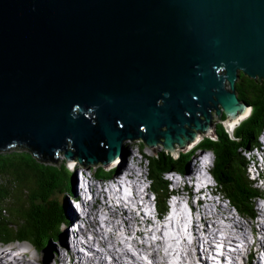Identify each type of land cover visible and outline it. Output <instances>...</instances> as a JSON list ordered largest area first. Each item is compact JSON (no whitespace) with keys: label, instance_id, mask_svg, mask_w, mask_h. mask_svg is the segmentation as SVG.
<instances>
[{"label":"water","instance_id":"obj_1","mask_svg":"<svg viewBox=\"0 0 264 264\" xmlns=\"http://www.w3.org/2000/svg\"><path fill=\"white\" fill-rule=\"evenodd\" d=\"M241 73L264 81V0H0V150L176 154L250 112Z\"/></svg>","mask_w":264,"mask_h":264},{"label":"trees","instance_id":"obj_2","mask_svg":"<svg viewBox=\"0 0 264 264\" xmlns=\"http://www.w3.org/2000/svg\"><path fill=\"white\" fill-rule=\"evenodd\" d=\"M236 89L238 98L252 112L233 135L220 123L217 139L205 137L192 150L179 152L177 156L163 151L153 158H146L148 178L162 213L167 209L170 193V184L164 174L170 171L185 173L198 151H211L213 174L221 193L241 214L247 217L256 214L257 199L264 197V193L248 176V161L243 150L259 146L258 137L264 129V81L241 73ZM222 118L226 119L224 115ZM141 144L147 147L145 143ZM63 155L60 151L54 158L40 156L21 144L0 150V244L29 243L42 250L50 246L52 240L63 242L62 206L54 193L59 188L66 197L74 194L76 181L66 157L59 164ZM124 155L128 156L126 146ZM77 163L82 165L78 160ZM91 166L99 178L114 175V171H107L102 162Z\"/></svg>","mask_w":264,"mask_h":264},{"label":"bare ground","instance_id":"obj_3","mask_svg":"<svg viewBox=\"0 0 264 264\" xmlns=\"http://www.w3.org/2000/svg\"><path fill=\"white\" fill-rule=\"evenodd\" d=\"M243 118L244 117L242 116L239 121ZM230 126L231 128H234L235 123H231ZM201 139L202 138H199V140ZM194 145L189 147L192 148ZM189 147L187 150L190 149ZM178 153L179 150L176 152V155ZM122 158H118L116 160V164L121 165V168H123L122 171L127 173L126 179L123 176H120L119 178L121 179L109 184V187H105V190L101 189L100 185L95 186V189H92L91 187L90 190L89 182L92 183V181L90 178H88L84 184L83 190L79 192V195L82 197L84 210L83 212L79 210L77 215L78 218L74 219L65 228L67 229L75 223H79L81 226H83V229L71 234V239L69 241L72 242V245H69V247L67 246L68 255L74 258L77 249L85 248L83 249L85 252L90 254L93 252V255L90 257L82 255V264H113V262H115V264H148L147 261H144L142 254L147 255L148 258L151 259L150 264H167V258L165 257V254L162 253L161 249L156 248V246L160 244L162 245V243H150L152 241L145 237L146 232L149 233V236H156L157 234L156 231H158V224L156 222L151 223L153 231H148L147 227V224H150V221L147 219H153L154 216L139 218L136 213V209L141 210L145 206V203L149 201V197L146 196V202L144 204L140 205L137 202V198L139 197L137 183L144 182L143 175H135L133 165L129 163L126 158ZM192 168L196 169L197 164L193 163ZM129 173L135 176V180L133 178L131 180L128 179ZM208 182L212 183V180L210 182L208 179ZM122 188H124V194L121 191ZM202 189L205 193H208L206 186H204ZM93 198H95V203H100L101 205L98 209L95 207V204L92 203L94 201ZM76 199L77 198H73L72 200ZM127 199H129L130 204H128L129 201L127 202ZM90 203L94 204V209L93 205L92 207H89ZM220 209L221 211H227L226 207L220 208V205H217V203L213 201L212 204L203 206L200 213L194 217L193 226L190 228V231L194 236L193 245L189 246L187 234H184L182 230L184 235L181 234V236L183 237L182 240L184 241V245L186 247V261H189L188 264H206L201 260L199 253L197 252V247L199 243H203L205 246H207V248L212 249L213 245L211 243V239H219L221 240V243H227V241L231 240L229 239V236L234 237V235H237L238 237H243L245 239L246 246L251 248L252 255L255 253L254 247L257 246V243L263 242V239L261 238L256 240L255 243L250 242L249 238L254 226L252 222L243 223L239 219H232L231 217H228L227 221L231 220L232 223V225L228 227H221L216 223V221L211 223V219L217 220L219 217L224 218V214L222 213L223 211L221 212ZM101 214L106 217L104 219L105 223L113 224L112 229L109 232L105 231L103 226H98L96 221H92L90 219L92 216L96 215V218L100 220ZM259 216L261 222L263 223H261L258 231L262 232V235L264 236V210L260 209ZM211 225L213 228H216V232L212 231ZM141 237L142 241H139V238ZM171 240H174V238L172 237ZM94 246H98L99 248ZM169 246H176L175 249L177 248V245L173 242L169 243ZM193 249L196 250L195 253L192 252ZM20 250L25 251L26 248L19 246V248L13 250V259L16 261V264H46L41 259V257L32 260L33 257L22 254L23 252ZM4 251L5 250L0 251V264H14L8 260ZM55 252V256H58V263L69 264L66 260V254H61L60 249H55ZM26 253H29V250ZM106 253L111 256L110 259H108L109 261H107L105 258ZM191 254L192 257L196 256V261L192 260ZM78 257L80 258V255H78ZM182 264H185L184 259H182Z\"/></svg>","mask_w":264,"mask_h":264},{"label":"clouds","instance_id":"obj_4","mask_svg":"<svg viewBox=\"0 0 264 264\" xmlns=\"http://www.w3.org/2000/svg\"><path fill=\"white\" fill-rule=\"evenodd\" d=\"M251 112H252V109L250 108V112L247 115L244 116V119H241L234 126V128H231V126H230V128H231L230 130H229V127H227L223 123L224 121H226V119L222 118V115H224L223 113L220 115V118H221L220 123H222L225 126V128L228 130V132L233 135V133L235 132L237 127L243 121H245L246 119H248L250 117ZM214 113L215 112H213V117H214ZM215 124L216 123H214V125ZM217 125H218V123H217ZM215 128H216V132H217V126L216 125H215ZM207 137H211L213 139H217V135H211V136H207ZM203 138H205V137H203ZM135 141H137V140H135ZM138 141H141L142 143H144L143 140H138ZM200 141L201 140H199L194 145V147ZM258 142H259V146L258 147L252 148L251 150H243V154L247 158V161H248V164H247L248 176L252 180V182L254 183V185L256 187H258L257 184H258V182L260 180H264V129H263V131L261 132V134L258 137ZM194 147H192L191 149L186 150V151H190ZM165 152H168V151H165ZM179 152H182V151H179ZM130 154H132V153H128V155H130ZM137 154L139 155L138 159H137V162L136 163L133 162L131 164L133 165L135 170L138 169L139 172L142 175H145L144 182L143 183H139V184L144 187V191L147 190V196L149 197V201L148 202L155 208V210L158 213L162 214L163 219H164L163 222H165V223H163V226H164L163 228H167V225H169V223H166V220H165L166 217L169 216L171 213H173L172 206L169 204V199L172 198V195H175V190L179 189L180 192H181V188H183V187L184 188L185 187L189 188L190 187L188 182L185 181L186 183L184 184V180L185 179L193 181V184H192L193 186L191 187L192 188L191 190L192 191H196V192H193V193H197L198 192L200 194V196L202 194L205 195L204 202L210 201L209 204H212L213 201H215L217 203V205H220V204L223 205L224 204L225 207L228 209L227 213L231 216L232 219L236 218V219H241L242 220L244 218H247L245 215L241 214L234 207V205L231 203V201H229V199L225 195H223L221 193V191L219 189L218 182L215 179L214 174H213L214 155H213V153L211 151H198L197 154H195V157L192 160V162L193 161L196 162V164H197V168L196 169L192 168V162H191L189 170L187 172H185V173H182V172H179V171H170V172H167V173L164 174L166 181L170 184V193H169V197L167 199V209L163 213L158 209L157 195L152 190L151 184H150V180L148 178V169H149V167H148V164H147V159H146V157H144L142 155L141 152H138ZM173 155L177 156L178 154L177 155L173 154ZM122 157L126 158L127 156L123 154ZM70 165L73 166V167L75 166V168H73L71 170V166ZM70 165H68V167L70 166V170L75 174V176L77 178V180L75 181L74 194H71L72 197H71V195L67 196L69 199L71 197V200H70L71 204H73L72 203V199L73 198H77V196L79 197V188H84V184L86 182V180H84V179L79 182V177H78L79 174L85 176L87 179L93 177V179L92 178L91 179L93 181L97 182L101 186V189H104L107 184H111L115 179H118L122 174H127L125 172L121 173V170L123 168H121V165L116 164V161H114L110 165H105L107 171H110V172L114 171V175L111 178H99V177L96 176V174L88 175L87 172L85 170H83V168H82L84 166H82V165H80L78 163H75V164L72 163ZM141 165H143V166H141ZM140 167L143 169V171H142V169H140ZM250 169H252V170L250 171ZM200 177H203V181H205V183L202 185V188L204 186H206L207 189H208V193H205L203 189L201 191V190L197 189L194 186V184L196 183V179H198ZM181 179H183V180H181ZM208 179H211L212 183H209ZM134 180H135V178H134ZM174 186L177 187V189H174L172 191ZM143 187H142V190H143ZM258 188L260 190H262L263 193H264V187H261V188L258 187ZM137 189H138V186H137ZM185 195H186V193H185ZM144 196H145V193H143V197ZM80 201H82V200L80 199ZM189 201L187 202L188 209L186 207V208H184L183 211H185L187 209L186 215L189 218V223L192 222V225H191V227H192L193 226L194 215H193V212H192V209H191ZM191 201H193V200H191ZM259 202H262V206H263L262 209H264V197L258 198L257 202H256V211H257L256 214L254 215V217H248V219L252 220V223L254 222L253 224L255 225L256 229L259 227L258 226V221H257L260 218V216H259L260 209H258V203ZM199 204H201V203H199ZM209 204H207V205H209ZM199 206H200L199 211H201V207H203V206L202 205H199ZM72 207H73V205H72ZM228 221L231 222V220H228ZM191 227H188L187 233H188L189 237H191V238L193 237V240H194V236H193L192 232L190 231ZM211 228H212V231L216 232V228H213L212 225H211ZM255 231H256L255 234H253V233L250 234V242H254L255 243V238L259 237V236L262 237L263 242L262 243H257L254 255L251 254L250 249H246V251H245L246 253L245 252L244 253L231 252V251L225 249L226 251H225V254L223 255V257H216L217 258V262L219 264H259V262H262L260 260V258L264 259V255H262V254H264V253H262L264 251H261V250L264 249V236L262 235V232H259L258 230H255ZM229 239H231V240L227 241V243H221V244L222 245L224 244V245H227V246H232L230 244H240V243H242V241L243 242L245 241V239L243 237H238L237 235H234V237L233 236H229ZM199 244H201V243H199ZM199 244H198V246H199ZM0 245H3V244H0ZM191 245H193L192 242H191ZM3 246H5V245H3ZM233 247H235V246H233ZM197 252L199 253L198 247H197ZM220 253H222V252H220ZM220 258H221V260H220Z\"/></svg>","mask_w":264,"mask_h":264},{"label":"rangeland","instance_id":"obj_5","mask_svg":"<svg viewBox=\"0 0 264 264\" xmlns=\"http://www.w3.org/2000/svg\"><path fill=\"white\" fill-rule=\"evenodd\" d=\"M244 119V118H243ZM220 121H221V118H219L217 115H216V112L214 113V122L217 124H219L220 123ZM202 140V139H201ZM142 142L141 141H134V140H128L127 142H125V146H126V150H127V153H132V154H130V155H128L127 157H126V160L127 161H129V163H133V162H137V159H138V152H141L142 153V155L144 156V157H148V158H153L154 156H156V155H158L160 152H162V151H164V148H163V146L162 145H160L156 150H152V149H150V148H148V147H144V146H142V144H141ZM191 149V148H190ZM124 154V153H123ZM66 156L65 155H63L61 158H60V162H59V164H62V159L63 158H65ZM122 159H125V158H122ZM193 163H196L195 161H193L192 162V164ZM67 165H70L68 162H67ZM71 166V165H70ZM70 166H69V169H70ZM80 167V166H79ZM123 167V166H122ZM83 168V170H85L86 172H87V174L88 175H94L95 174V168L94 167H92L91 165H89L88 167H82ZM252 169H250V171H251ZM123 171L121 170V173H122ZM125 175L123 174V177H124ZM144 178H145V175H143V180H144ZM119 179H121V178H118V179H115L114 181H116V180H119ZM129 179V178H128ZM76 180H77V178H76ZM210 180V182H211V179H209ZM92 181V183L91 182H89V186H90V190H91V187H92V189H95V186H99V184L97 183V182H95V181H93V180H91ZM257 186L258 187H264V180H260L259 182H258V184H257ZM106 188L107 187H109V184H107L106 186H105ZM60 188H61V186H60ZM174 189H177V187H173ZM77 189V188H76ZM104 190H105V188H104ZM106 191H108V190H106ZM122 193H123V191H124V188H122ZM183 191V190H182ZM90 192V191H89ZM124 194V193H123ZM184 195H185V193H183V194H179L178 196H176V199H179V200H183L184 199ZM127 196V195H126ZM57 198V200L58 201H60V205L62 206L61 208H62V219H63V221L61 222V223H63V224H68L70 221L72 222L74 219H77L78 217H77V215H78V211L77 210H75L73 207H72V204H71V202H70V199L68 198V197H66V195L64 196V194H61V192H60V189L58 188V190H57V192H55L54 193V198ZM186 197V196H185ZM188 198H191V195H189V196H187V199ZM144 200H140L139 201V204H144L146 201H145V198H143ZM93 202L92 203H94L95 204V207L98 209L101 205H100V203H95V198H93ZM133 200V199H132ZM185 200V199H184ZM192 199H190V206H191V209H192V212H193V215H194V217H196L199 213H200V211H199V209H200V204H197L196 203V198H194L193 199V201H191ZM103 201V200H102ZM129 201V199H127V202ZM137 201H138V198H137ZM133 202V201H132ZM92 203H90L89 204V207H92V205H93V209H94V204H92ZM134 203V202H133ZM147 203V202H146ZM111 204V203H110ZM128 204H130V201L128 202ZM135 204V203H134ZM221 207H225V205L223 204H220V208ZM202 208V207H201ZM263 208V206H262V202H259L258 203V209H261V210H264V209H262ZM90 209V208H89ZM102 209H103V207H102ZM217 209V208H216ZM79 210H80V208H79ZM220 211H221V209H220ZM223 211V210H222ZM221 211V212H222ZM227 211H228V209H227ZM227 211L225 212V211H223L222 213L224 214V218L223 217H219L217 220H215V219H211L210 220V222L211 223H213V221H216V223L217 224H219L221 227H228V226H230V225H232V223L230 222V221H227V219L226 218H228V217H231L228 213H227ZM104 212V211H103ZM180 212H181V217L182 218H185L187 215H186V213L182 210V208H181V206H180ZM195 213V214H194ZM227 214H228V216H227ZM100 217H101V219L100 220H98L97 218H96V215H94V216H92L90 219L92 220V221H96L97 222V224H98V226H103L104 227V229H105V231H107V232H109L111 229H112V226H113V224L112 223H105L104 222V219L106 218L103 214H101L100 215ZM247 217V216H246ZM188 218V217H187ZM194 219V218H193ZM157 220L159 221V219L157 218V216L155 217V221L157 222ZM239 220H241V219H239ZM225 221V222H224ZM243 223H248V222H252V220H250V219H248V217L247 218H244V219H242L241 220ZM258 226L260 227V225H261V223H263V222H261V219L259 218L258 220ZM151 222H153V220L151 219ZM254 223V222H253ZM63 224H61L62 226H61V236H62V238H63V242L62 241H55V240H52L51 241V244H50V246H48L47 248H43L42 250H40V249H36L35 247H33L32 245H30L29 243H12V244H7V245H5V246H3V245H0V251H2V250H5L4 252H5V255H6V257L8 258V260H10L11 262H13L14 264H16V261H14V257H13V254H14V249H16V248H19V246H23V247H25L26 248V250L25 251H21V252H23L22 254H26V255H30L31 257H33L32 258V260L33 259H37L38 257H41V259L46 263V264H61V263H58V260H57V257L58 256H55L56 255V252H55V249H60V253L61 254H66L67 256H66V260H67V263H69V264H77V263H74L73 262V257H71V256H69L68 255V249H67V246L69 247V245H72V242L71 241H69L70 239H71V234H72V231H71V227H69V228H65L66 226H64ZM254 225V224H253ZM73 226V225H72ZM259 227L256 229V227H255V225L253 226V230H252V233L253 234H255V230H258L259 229ZM182 229H184V228H182ZM161 232H162V229H160L159 228V232L157 233L158 235H157V240L159 239L160 241H161V243H162V245L160 244V245H158V246H156V248H159V249H161V251H162V253L163 254H165V257L167 258V264H182V259H184L185 260V264H188L189 263V261H186V255H187V251H186V247H185V245L184 246H182V248H176L175 249V247H170L169 246V243H171V242H169L172 238L171 237H168V235L166 236V237H162V235H160L161 234ZM186 236V235H185ZM145 237L147 238V235H146V233H145ZM162 237V238H161ZM176 237H179V236H174L173 238L174 239H176V240H180V238H176ZM163 239V241L161 240V239ZM168 238V239H167ZM262 239V237L261 236H259V237H256L255 238V241L256 240H258V239ZM82 239V238H81ZM250 239V238H249ZM83 240V239H82ZM192 240H193V238H192ZM139 241H142V237L141 238H139ZM160 241H158V242H160ZM252 241V240H251ZM150 242V241H149ZM157 241H153L152 240V243L154 244V243H156ZM166 242H168L167 244H166ZM212 243V245H213V243H214V245H213V248H215L217 245H218V243L217 242H211ZM251 243H253V242H251ZM188 244H189V246H191V243H190V241L188 240ZM164 246H165V248H164ZM220 246L222 247V244H220ZM94 247H96V248H99L98 246H94ZM247 247V246H246ZM14 248V249H13ZM212 248V249H213ZM255 248H256V246L254 247V250H255ZM82 249H85V248H82ZM248 249H250V252H251V248H249L248 247ZM29 250V253H26L27 251ZM155 250V249H154ZM196 252V250H192V252L193 253H195ZM212 251V252H211ZM252 251H253V249H252ZM91 255H93V252H91V254H90V256ZM107 256H108V258H107ZM110 257L111 256H109V254L108 253H106V255H105V258H106V260L107 261H109L108 259H110ZM142 257H144V261H147V263L148 264H150L151 263V259L150 258H148V256L147 255H145V254H142ZM208 257L210 258V261H211V263H213V264H216L217 263V258H216V256H215V254H214V252H213V250H210V252H208ZM191 258H192V260L193 261H196V256H194V257H192V254H191ZM201 258V257H200ZM27 260V259H26ZM25 260V261H26ZM201 260L203 261V258H201ZM78 264H82V258H79V260H78ZM262 262H264V259L262 258ZM109 263V262H108ZM113 264H115V262H113ZM159 264H162V263H159Z\"/></svg>","mask_w":264,"mask_h":264},{"label":"flooded vegetation","instance_id":"obj_6","mask_svg":"<svg viewBox=\"0 0 264 264\" xmlns=\"http://www.w3.org/2000/svg\"><path fill=\"white\" fill-rule=\"evenodd\" d=\"M217 126V124H215Z\"/></svg>","mask_w":264,"mask_h":264}]
</instances>
